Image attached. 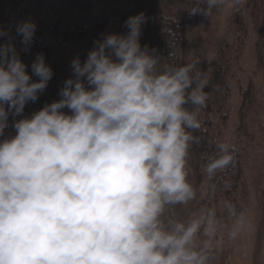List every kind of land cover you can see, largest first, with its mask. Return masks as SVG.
I'll use <instances>...</instances> for the list:
<instances>
[{
  "label": "clouds",
  "instance_id": "clouds-1",
  "mask_svg": "<svg viewBox=\"0 0 264 264\" xmlns=\"http://www.w3.org/2000/svg\"><path fill=\"white\" fill-rule=\"evenodd\" d=\"M245 3L194 0L188 12L209 18ZM146 22L143 12L129 16L126 32L95 40L83 61H71L60 99L30 116L26 106L45 92L53 68L38 53L29 72L17 49L20 37L30 51L35 22L17 23L15 36L0 29V264H212L225 230L229 240L253 230L247 210L230 200L175 215L197 199L190 152L219 86L205 90L213 68L203 70L199 58L177 65L173 45L167 57L142 45ZM212 143L202 165L209 180L238 154L236 144Z\"/></svg>",
  "mask_w": 264,
  "mask_h": 264
},
{
  "label": "trees",
  "instance_id": "trees-1",
  "mask_svg": "<svg viewBox=\"0 0 264 264\" xmlns=\"http://www.w3.org/2000/svg\"><path fill=\"white\" fill-rule=\"evenodd\" d=\"M194 0H0V29L10 20L12 8H19L25 20L37 25L34 44L25 52L18 40L21 58L30 65L38 53L46 56L54 71L45 92L26 106L30 116L45 103L60 99L63 81L72 76L71 61L79 55L83 61L93 42L107 33H124L129 16L145 13L141 44L155 48L167 57L173 45L175 63L183 65L199 58L205 71L213 68L206 91L211 94L201 112L200 145L190 152V180L197 199L177 206L175 215L186 219L200 208L230 200L243 205L253 223L229 240L227 230L218 238L212 264H264V0H246L240 11L224 9L206 18L190 15ZM225 13V15H224ZM154 39L152 40L147 35ZM0 37V45L5 42ZM164 62H169L165 58ZM200 67V66H198ZM35 79V77H34ZM23 117H11L10 122ZM6 135V133H5ZM236 144L237 162L213 180L202 165L216 149L215 140ZM225 183L231 184L224 190ZM216 185L213 193L210 185ZM221 218L229 226L225 214Z\"/></svg>",
  "mask_w": 264,
  "mask_h": 264
},
{
  "label": "rangeland",
  "instance_id": "rangeland-1",
  "mask_svg": "<svg viewBox=\"0 0 264 264\" xmlns=\"http://www.w3.org/2000/svg\"><path fill=\"white\" fill-rule=\"evenodd\" d=\"M224 15H225V13H224ZM29 19L30 18H28L27 20H29ZM22 20H25V19L21 15L20 9L19 8H12V10L10 11V20L7 24H5L3 26V29L4 30H10L11 34L13 36H15V26L17 23H19ZM147 35L150 37V39L152 40V43L154 44V39L150 36V34H147ZM18 40H20V37H16V40H15L17 49L19 50ZM13 134H14V129L12 127H9L8 129H6V136L7 135H13Z\"/></svg>",
  "mask_w": 264,
  "mask_h": 264
}]
</instances>
